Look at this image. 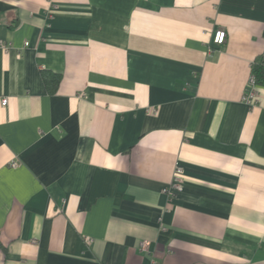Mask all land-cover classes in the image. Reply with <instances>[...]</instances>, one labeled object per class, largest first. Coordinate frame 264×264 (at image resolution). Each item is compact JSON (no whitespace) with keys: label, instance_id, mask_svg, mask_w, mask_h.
Wrapping results in <instances>:
<instances>
[{"label":"crops","instance_id":"crops-1","mask_svg":"<svg viewBox=\"0 0 264 264\" xmlns=\"http://www.w3.org/2000/svg\"><path fill=\"white\" fill-rule=\"evenodd\" d=\"M258 64L264 0H0V264H264Z\"/></svg>","mask_w":264,"mask_h":264},{"label":"built area","instance_id":"built-area-1","mask_svg":"<svg viewBox=\"0 0 264 264\" xmlns=\"http://www.w3.org/2000/svg\"><path fill=\"white\" fill-rule=\"evenodd\" d=\"M226 37H227V34H226L225 30H222V29L217 30L214 34V42L216 44H223L226 41ZM28 44L29 43L26 41L25 45H28ZM8 47L9 46L6 45V49ZM250 83L252 84V88H251L250 92L244 96V99L249 104H252L257 97V87L255 86V79L253 77L251 78ZM8 102H9L8 97H4L1 99V104L3 106H6L8 104ZM11 165L17 166L18 161H12ZM182 174H183L182 168L177 167L173 180L166 187H164L163 191L169 197L173 196L176 190H180L182 188ZM150 246H151V242L148 240H144L140 243V250L149 253L150 252ZM150 264H156V261L153 257L151 258Z\"/></svg>","mask_w":264,"mask_h":264},{"label":"trees","instance_id":"trees-1","mask_svg":"<svg viewBox=\"0 0 264 264\" xmlns=\"http://www.w3.org/2000/svg\"><path fill=\"white\" fill-rule=\"evenodd\" d=\"M254 71L256 72L257 78H258V82L262 83L263 79H264V68L261 67L259 64L255 65L254 67ZM51 73H45L44 77L46 82L49 84L50 83V77H51Z\"/></svg>","mask_w":264,"mask_h":264}]
</instances>
